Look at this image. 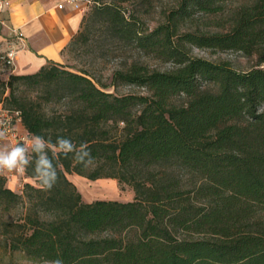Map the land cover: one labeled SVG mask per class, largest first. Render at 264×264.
Masks as SVG:
<instances>
[{
  "label": "trees",
  "instance_id": "obj_1",
  "mask_svg": "<svg viewBox=\"0 0 264 264\" xmlns=\"http://www.w3.org/2000/svg\"><path fill=\"white\" fill-rule=\"evenodd\" d=\"M92 1L65 49L100 24L172 66L132 60L114 69L110 86L147 94L108 91L88 69L54 61L0 78V104L46 143L43 153L32 144L23 164L37 186L18 193L0 175V212L24 207L18 221L0 219L4 245L55 264H264V0L228 13L234 0H179L150 30L126 0ZM196 12L219 15L212 22L222 29L200 28L210 21ZM193 46L240 51L256 64L239 70ZM49 162L51 187L42 179ZM68 173L115 178L133 199L84 201Z\"/></svg>",
  "mask_w": 264,
  "mask_h": 264
},
{
  "label": "rangeland",
  "instance_id": "obj_2",
  "mask_svg": "<svg viewBox=\"0 0 264 264\" xmlns=\"http://www.w3.org/2000/svg\"><path fill=\"white\" fill-rule=\"evenodd\" d=\"M81 1L86 2L87 8L85 13H88L93 6V1ZM178 1L179 0H126L125 2H122V5L127 9V12L134 11L135 15L138 16L139 23L142 28L150 30L154 28L158 22L164 19V13L174 7ZM240 1L241 0H234L227 2L225 4L226 12H230V10L236 7ZM194 15L198 21H210L208 25L200 24V28L208 30L222 29V26H215L212 22L214 19L219 18V15L199 12H196ZM224 17L227 19L226 14ZM224 24L226 25L227 22ZM192 53L196 56H201L213 61L228 60L231 62L233 67L239 70H247L256 64L255 56H246L236 50H214L193 46ZM63 56V65L67 66L71 70L81 68L88 69L93 72L102 83L108 85V91H114L118 94H147L148 92L145 87H141L136 84L119 83L115 88L110 86L111 75L114 69L124 67L132 60L144 61L149 65V67L160 70L168 69L172 66L170 61H163L152 56L143 55V52L135 45L134 42L120 40L111 36L106 31L105 27L100 24H92L89 27H86L85 41H78L71 46H68L63 51ZM260 66H264V63H261ZM7 69L8 66L5 65L0 58V73H3ZM21 89L26 90V93L29 96H33L34 98L37 97L38 99L37 91L27 90L24 86H21ZM34 142L35 139H32L29 146H21H23L26 149V153H28ZM12 144L14 147L20 146L15 145L13 142ZM0 175H4L6 177V186L10 188L12 187L11 189L18 193H22L25 183H30L36 186L38 185L36 179L27 176L25 172L20 170H15V173L10 174V170L0 168ZM67 176L74 183L84 201H92L96 199L128 201L132 200L134 196V190L131 186L127 184L121 185L115 178L104 177L98 179H88L76 173H68ZM23 209L24 207L19 204L10 211L0 212V219L2 221H18ZM261 212L264 213V209H261ZM0 264L55 263L27 259L22 251L10 250L6 247L4 245V236L0 234Z\"/></svg>",
  "mask_w": 264,
  "mask_h": 264
},
{
  "label": "crops",
  "instance_id": "obj_3",
  "mask_svg": "<svg viewBox=\"0 0 264 264\" xmlns=\"http://www.w3.org/2000/svg\"><path fill=\"white\" fill-rule=\"evenodd\" d=\"M7 1L8 5L0 9V56L13 46L19 50L14 66H8L0 77L6 80L11 73H33L49 61L62 63L63 50L81 29L86 3L80 1L76 7L64 2L59 7L63 0ZM12 25L22 31L23 44L11 35ZM18 126L25 130L22 124ZM13 148L10 140L0 136V151L10 152Z\"/></svg>",
  "mask_w": 264,
  "mask_h": 264
},
{
  "label": "built area",
  "instance_id": "obj_4",
  "mask_svg": "<svg viewBox=\"0 0 264 264\" xmlns=\"http://www.w3.org/2000/svg\"><path fill=\"white\" fill-rule=\"evenodd\" d=\"M81 0H63L61 3H59V7L63 6L64 2H68L73 4L74 6H78ZM82 2V1H81ZM7 0H0V9H3L5 6L8 5ZM86 3V2H85ZM11 35H13L16 39H18L21 44H23V33L19 29V27L10 26ZM22 46V45H21ZM20 46V47H21ZM19 50V47H10L8 48L1 56L3 63L7 66H14L16 54ZM22 124L21 122V116L20 111L16 109H9L4 106H0V135L2 138H6L10 141H12L15 145H23V146H29L31 140L33 139L32 135L28 133V131L25 129L23 131H20L18 128V125ZM10 170V174L15 173L16 171H22L24 172V167H14V168H3Z\"/></svg>",
  "mask_w": 264,
  "mask_h": 264
},
{
  "label": "clouds",
  "instance_id": "obj_5",
  "mask_svg": "<svg viewBox=\"0 0 264 264\" xmlns=\"http://www.w3.org/2000/svg\"><path fill=\"white\" fill-rule=\"evenodd\" d=\"M2 135V134H0ZM58 144H70L69 141L66 140H60L58 141ZM34 151H38L43 153L44 148L46 147L45 141L42 140L40 137L35 138V142L32 145ZM90 159L92 160V157L90 153L88 152ZM27 163V154L26 149L23 146H17L13 148L10 152L8 151H0V168H14V167H23V164ZM49 172L46 173L42 179L43 183L51 187L52 183L56 179L55 171L52 170L51 163L48 164ZM57 264H62L61 261H57Z\"/></svg>",
  "mask_w": 264,
  "mask_h": 264
}]
</instances>
